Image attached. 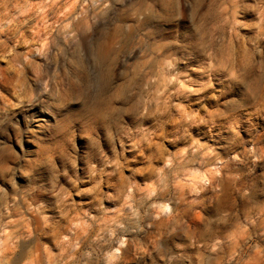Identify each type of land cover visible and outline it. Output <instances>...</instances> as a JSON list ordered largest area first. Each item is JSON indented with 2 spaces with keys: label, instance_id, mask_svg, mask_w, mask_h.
<instances>
[{
  "label": "clouds",
  "instance_id": "1",
  "mask_svg": "<svg viewBox=\"0 0 264 264\" xmlns=\"http://www.w3.org/2000/svg\"><path fill=\"white\" fill-rule=\"evenodd\" d=\"M0 264H264V0H0Z\"/></svg>",
  "mask_w": 264,
  "mask_h": 264
}]
</instances>
